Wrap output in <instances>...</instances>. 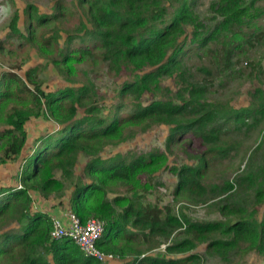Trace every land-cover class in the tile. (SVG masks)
Here are the masks:
<instances>
[{
    "label": "trees",
    "instance_id": "trees-1",
    "mask_svg": "<svg viewBox=\"0 0 264 264\" xmlns=\"http://www.w3.org/2000/svg\"><path fill=\"white\" fill-rule=\"evenodd\" d=\"M198 1L78 0L84 17L79 37H63L49 29L68 16L62 12L68 5L58 2L61 12L51 16L29 5L24 21L15 9L0 50L18 60L23 57L0 74V165L17 161L25 152L32 121L53 122L58 129L37 140L38 146L25 159L20 187L0 189V264H106L86 257L72 240L51 241L52 216L35 208L34 194L43 200L61 199L67 182L73 190L69 209L84 224L91 219L105 223L98 246L119 259L115 264H198L202 257L192 252L204 244L207 255L227 263L254 253L264 264V140L234 181L209 186L202 179L208 154L226 157L229 148L218 146L224 135L254 130L264 122V90H253L251 105L224 111L207 100L212 72L203 70L205 76L197 81L187 75L185 61L191 52L220 42L226 33L228 71L236 56L263 36L261 31L246 32L259 16L260 0L212 3L211 12L220 20L214 19L210 31L196 10ZM30 49L74 79L89 57L99 58L109 72L126 78L115 95L120 101L103 116L91 81L47 91L37 67L24 69ZM165 78L175 79L180 89L163 87ZM147 92L155 100L144 105L141 98ZM128 99L133 100L132 107ZM80 110L85 115L78 119ZM230 122L234 127L224 132ZM161 125L171 127L169 143L193 145L189 137L194 136L210 145L198 156L197 165L184 163L169 170L178 179L174 192L178 200L195 205L220 199L218 208L225 220L193 219L183 209L179 216L173 207L147 200L145 194L154 190L158 173L169 167L166 153L102 157L106 148ZM81 155L90 158L84 169L89 182L76 176ZM241 192L247 196L240 197Z\"/></svg>",
    "mask_w": 264,
    "mask_h": 264
},
{
    "label": "rangeland",
    "instance_id": "rangeland-1",
    "mask_svg": "<svg viewBox=\"0 0 264 264\" xmlns=\"http://www.w3.org/2000/svg\"><path fill=\"white\" fill-rule=\"evenodd\" d=\"M220 0H200L197 2L196 10L204 23L209 26V31L214 27V19L218 18L216 12H211L212 3ZM61 2L62 5H68L69 9L64 8L63 14L68 16H61L60 20L55 21L56 25L49 29L58 31L63 37L81 34L78 31L81 22L84 21L83 13L79 11L77 5L78 0H0V40H5L8 31V24L12 19V15L17 11L22 15V21L25 20V10L29 5H35L42 14L48 16L60 13L57 4ZM256 12L258 17L251 23L249 30L263 32V36L253 46H248L246 52L239 54L233 60V63L228 71H226L225 51L226 33H223L220 42H211L207 48L191 52L185 59L187 75L191 78L201 81L205 76L203 70L208 69L212 72L210 76L213 79L211 90L208 94V102L216 108L224 111L229 108L239 109L251 105V95L255 89L264 90V0L256 3ZM213 19V21L211 20ZM23 23V22H21ZM211 23V24H209ZM87 24V23H86ZM191 31V30H190ZM50 32V31H49ZM84 33V32H82ZM65 40H62L64 43ZM18 45L22 41L17 42ZM22 56V55H21ZM23 57V56H22ZM16 59L8 53L6 49L0 50V74L5 71L12 70L17 62H21V58ZM18 60V61H17ZM24 69L37 67L41 72V79L44 81V86L47 91H56L70 87H81L82 84L89 81L94 84L98 94V100L102 106L103 116L110 112L113 105L120 101L116 98V92L119 86L126 80V78L116 77L112 72H109L107 67L101 63L99 58L89 57L87 64L79 67L78 78L74 79L71 76L63 74L62 70L56 68L51 63L50 59L41 57L36 50L30 49L29 59L24 62ZM24 76V70L21 72ZM163 87H168L174 91L180 89V85L175 79L165 78L162 84ZM154 95L147 92L141 98V103L148 105L154 101ZM128 106H133V100H127ZM124 113V112H123ZM84 110L78 113V119L83 118ZM224 122V121H223ZM220 122L218 125H221ZM233 123L226 124L223 131L232 129ZM58 129L53 122L45 120H34L28 125L29 141L25 152L15 162H9L0 165V189L4 187H20V177L23 172L25 159L38 146L37 140L40 137L48 135ZM171 127L168 125H161L153 127L148 132H136L134 139L121 144L118 147H108L102 154L104 159H109L116 154L128 156L132 158L134 155L150 153L153 151H161L166 153L169 159V167L166 170L158 173L154 180L155 188L150 193L145 194L147 200L163 206H171L176 210V215L180 216L183 209L184 213L193 219L201 221H215L225 220L218 208L220 199L212 200L207 204L191 205L185 203L183 200H178L175 195V188L177 185V177L170 172V168L180 166L182 164L190 163L192 165L198 164V156L207 152L208 147L203 145L202 141L194 136H190V142L179 144L177 142L169 143V136ZM264 140V122L258 126L257 129L249 130L243 128L242 131L229 132L224 135L218 146L229 148L226 157L223 154L215 152V154H208V165L204 170L203 181L205 184L212 186L216 184H223L227 180L234 181L245 169L248 158L254 149ZM90 158L85 155L79 156V161L76 166V176L83 177L86 182L84 169ZM71 182L66 183V194L61 199L43 200L39 195L34 194L35 208L45 213L55 211L69 210V201L72 194ZM113 196V193H110ZM240 197H244L242 192ZM239 201V200H236ZM176 240V238H175ZM164 249V246L161 248ZM207 244L201 245L199 249L192 253H198L202 260L198 264H261L262 260L254 253L244 256L242 259L236 258L231 263L217 256H210L206 254ZM157 251L153 252L156 254ZM178 255L177 257H181Z\"/></svg>",
    "mask_w": 264,
    "mask_h": 264
},
{
    "label": "built area",
    "instance_id": "built-area-1",
    "mask_svg": "<svg viewBox=\"0 0 264 264\" xmlns=\"http://www.w3.org/2000/svg\"><path fill=\"white\" fill-rule=\"evenodd\" d=\"M51 221L53 224L51 241L72 240L86 257L95 258L101 263L115 264L119 261L114 255L105 253L98 246L105 232L103 221L91 219L84 224L70 209L52 216Z\"/></svg>",
    "mask_w": 264,
    "mask_h": 264
},
{
    "label": "crops",
    "instance_id": "crops-1",
    "mask_svg": "<svg viewBox=\"0 0 264 264\" xmlns=\"http://www.w3.org/2000/svg\"><path fill=\"white\" fill-rule=\"evenodd\" d=\"M69 201V200H68ZM63 212H65V211H55V212H49V215H51V216H54V215H56L57 213H63Z\"/></svg>",
    "mask_w": 264,
    "mask_h": 264
}]
</instances>
